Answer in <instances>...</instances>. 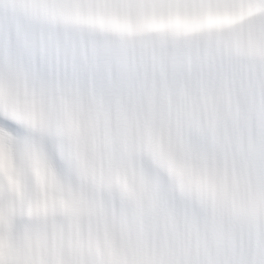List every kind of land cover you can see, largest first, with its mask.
Instances as JSON below:
<instances>
[{"label": "snow or ice", "instance_id": "6c2138e0", "mask_svg": "<svg viewBox=\"0 0 264 264\" xmlns=\"http://www.w3.org/2000/svg\"><path fill=\"white\" fill-rule=\"evenodd\" d=\"M0 264H264V0H0Z\"/></svg>", "mask_w": 264, "mask_h": 264}]
</instances>
